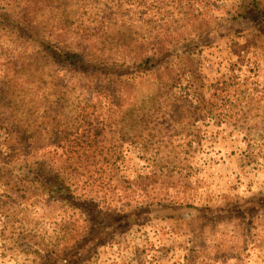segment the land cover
<instances>
[{"label":"rangeland","instance_id":"obj_1","mask_svg":"<svg viewBox=\"0 0 264 264\" xmlns=\"http://www.w3.org/2000/svg\"><path fill=\"white\" fill-rule=\"evenodd\" d=\"M23 22L51 30L34 43ZM38 40L110 61L117 75L54 66L89 99L79 121L34 130L27 153L0 131V264L45 255L36 227L62 254L84 243L55 264H264V0H0V74ZM121 78L125 100L169 81L179 101L125 124ZM44 188L51 199L34 203Z\"/></svg>","mask_w":264,"mask_h":264},{"label":"trees","instance_id":"obj_2","mask_svg":"<svg viewBox=\"0 0 264 264\" xmlns=\"http://www.w3.org/2000/svg\"><path fill=\"white\" fill-rule=\"evenodd\" d=\"M254 4L256 5L257 3ZM1 19L2 21H6V26L9 25V20H4L6 17L3 16ZM32 23L34 22H23L18 27L34 43L37 42V36L40 35L39 29H42L43 32L51 30L49 23H36L37 27ZM112 43L114 44L113 41ZM38 45L40 47L39 52H35L29 56L27 54L23 55L18 62L16 60L9 61L3 66L4 70L13 71L14 74L12 76H9L10 74L2 76L3 71L0 74V77H4L2 83H0V131H5L7 135L22 145L25 153L28 151L26 146L31 145L32 139L35 137L32 134L34 130L38 129L42 135H48L50 131L55 130L52 128L54 125L50 122H77L80 119L79 109L82 101L89 103V99L84 98L85 95L82 91L72 86L61 74L51 73L50 69L52 67L63 68L67 66L73 70H78L80 73L87 74L92 81H101L105 75L106 77H116L117 75V72H114L116 65L110 61H104L101 58L95 59L94 57L85 55L80 50L77 53L69 51L67 49H70V46H66L65 44H63L65 48H62L60 45L58 47L51 46L49 43L46 44L42 40H38ZM142 61L139 67L143 69L149 67L154 62L152 58ZM119 83L120 86L116 88V92H119L120 95L114 93L113 98L121 110V122L123 121L125 124H137L139 121L143 124L145 118L149 119L148 113L144 115L146 108L155 111V106L160 107L163 102L170 103L171 101L172 105H174L179 101L174 99L172 93L174 85L169 81L161 82L157 95L150 100L136 99L132 102L123 99L124 94L122 95L123 92L120 87L126 85V83L123 80ZM31 88H36L34 96L36 99L42 97L44 100L45 104L43 107H36V99L27 98L26 92L30 91ZM32 119H34V122L29 121ZM59 135H69V132L61 133L57 136ZM55 180L59 181L58 185L61 190L59 194H63V192L69 194L63 183L58 178ZM45 189L47 190L48 188L43 189V193L39 195L40 197L34 198V203L39 201H42V205L48 203L51 198L48 192H44ZM67 198L78 207L85 206V204L77 201L71 195H67ZM236 209L242 211L244 207L239 206ZM89 211L91 216L98 215L91 209ZM94 221L98 220L94 219ZM33 233L34 238L37 240V245L43 247V251H45V255H41L40 257H38V253L41 251H37L34 264H55L56 257L61 260H64L66 257L70 258L77 252L79 246L84 245V243H76L62 254L58 251L57 247L60 243V238H56L57 245H52L47 240V235L44 231H40L38 227L33 229ZM20 241L21 239H18L16 244ZM90 249L91 247L89 246V251ZM82 257L81 254H78L76 258L80 260ZM68 264H75L74 260L68 262Z\"/></svg>","mask_w":264,"mask_h":264}]
</instances>
